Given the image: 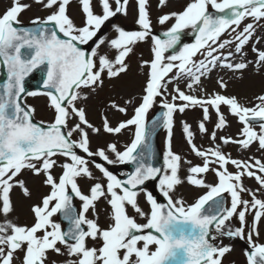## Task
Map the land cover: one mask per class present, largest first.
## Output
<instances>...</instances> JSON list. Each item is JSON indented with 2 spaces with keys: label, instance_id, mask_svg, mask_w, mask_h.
<instances>
[{
  "label": "snow or ice",
  "instance_id": "1",
  "mask_svg": "<svg viewBox=\"0 0 264 264\" xmlns=\"http://www.w3.org/2000/svg\"><path fill=\"white\" fill-rule=\"evenodd\" d=\"M34 2L50 14L36 18L32 23L38 26L32 29L16 26L19 14L31 7L22 0H12L0 15V63L7 68V80L0 84V214L5 217L0 222V264H14V260L19 264H57L49 261L50 252L65 256L62 264H222L231 248L217 241L221 237L245 238L246 228L250 246L245 252L247 264H264V243L253 240L254 236L259 239L258 224L264 217V199L258 198L264 191V161L233 158L224 151L229 144L248 150L253 143L258 151H264V95L250 108L235 96L215 90L209 93L202 83L217 68L236 72L246 69L248 63L264 65V50L255 47L261 39L255 33L264 21V0H191L183 11L158 18L160 25L173 21L163 39L152 33L148 0H137L141 30L113 25L117 35L112 39L98 33L110 18L127 14L129 0H96L99 13L93 0H78L81 24L68 15L71 0ZM166 4L167 0H159L160 7ZM209 6L216 15L210 14ZM246 20L250 22L244 23ZM185 29L195 35V42L166 56L181 43ZM148 40L153 58L140 62L141 68H148L142 93L127 98L123 106L110 101L109 107L127 118L112 126L104 116L101 127H96L87 119L81 101L102 87L105 78L126 74V59L135 45ZM89 42H93L90 49L81 47ZM250 42L256 59L245 62ZM237 56L242 59L237 61ZM40 65L46 66L41 94L48 98L54 115L51 122L37 123L35 109L23 102L22 94L25 77ZM181 81L187 92L181 89ZM217 84L226 90L222 77ZM157 101L164 111L149 122L147 114ZM222 108H227V115ZM188 110H199L200 119L195 130L182 121L188 152L177 153L172 148L175 116ZM228 115L241 125L236 138L217 135L228 126ZM256 124L259 132L254 130ZM161 128L166 131L167 146L163 165L157 167L150 137ZM126 130L134 131L123 151L117 142L92 150L90 133L119 135ZM197 134L207 136L212 146L197 145ZM188 155H195L201 163L193 164ZM117 163L134 168L120 178L105 166ZM93 167L101 174L99 178ZM57 168L59 174L54 171ZM25 170L42 176L49 192L32 205L33 223L17 225L7 219L13 210L10 194L19 187L31 198V191L20 179ZM182 170H186L183 178ZM208 173L215 176L216 183H205ZM245 178H254L259 187H246ZM81 179L91 182L87 193L81 190ZM157 179L164 203L145 190L146 181ZM185 182L208 191L188 204L176 196L177 186ZM141 193L147 211L139 203ZM224 193L230 195V206ZM245 194L250 199H244ZM74 198L81 202L79 209ZM101 199L110 207L111 222L106 228L98 223L96 212ZM90 209L94 218L87 215ZM57 214L66 228L53 219ZM248 215L253 217L251 223ZM233 219L238 227L232 226Z\"/></svg>",
  "mask_w": 264,
  "mask_h": 264
},
{
  "label": "rangeland",
  "instance_id": "2",
  "mask_svg": "<svg viewBox=\"0 0 264 264\" xmlns=\"http://www.w3.org/2000/svg\"><path fill=\"white\" fill-rule=\"evenodd\" d=\"M131 75H133L134 78H135V85H134V87H136V90H139L140 87H141V85H142V83H143L142 81L139 80V78L141 77V75L138 73V71H136V70H134V69H130V76H131ZM137 78H138V79H137ZM188 119H189L190 121L194 122L197 118H194L193 116H188ZM189 124H191L192 127H193V129L195 130V128H196V124H192V123H189ZM177 130H178V132H176V134H177L179 137H183V136H182V128H181L180 126H177ZM106 141H107V139H104L103 141L97 139V140L94 142L93 146H95V145H104V144H106ZM92 171H93V173H94L95 176H97V174H99V172H98L94 167L92 168ZM263 228H264V227H263ZM263 228H262V230H263Z\"/></svg>",
  "mask_w": 264,
  "mask_h": 264
}]
</instances>
